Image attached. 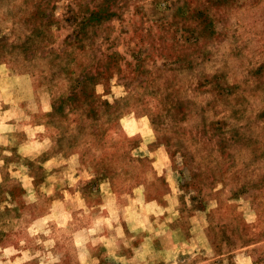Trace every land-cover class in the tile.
<instances>
[{
    "label": "rangeland",
    "instance_id": "obj_1",
    "mask_svg": "<svg viewBox=\"0 0 264 264\" xmlns=\"http://www.w3.org/2000/svg\"><path fill=\"white\" fill-rule=\"evenodd\" d=\"M0 264H264V0H0Z\"/></svg>",
    "mask_w": 264,
    "mask_h": 264
}]
</instances>
